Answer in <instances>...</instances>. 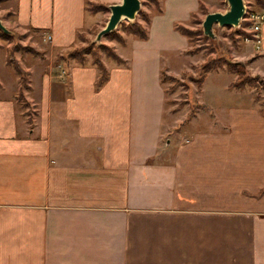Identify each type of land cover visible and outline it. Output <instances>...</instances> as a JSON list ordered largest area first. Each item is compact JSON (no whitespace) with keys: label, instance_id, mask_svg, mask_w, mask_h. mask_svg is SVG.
<instances>
[{"label":"crops","instance_id":"crops-1","mask_svg":"<svg viewBox=\"0 0 264 264\" xmlns=\"http://www.w3.org/2000/svg\"><path fill=\"white\" fill-rule=\"evenodd\" d=\"M92 1L15 0L45 58L20 61L28 114L0 55V264H264V111L251 93L229 88L230 72L214 93L208 77L225 70L209 71L188 129L164 128L161 73L198 55L175 26L207 0H161L147 37L116 49L124 63L104 60L99 88L89 59L50 62L79 42ZM261 35L259 51L247 41L233 55L264 77Z\"/></svg>","mask_w":264,"mask_h":264},{"label":"rangeland","instance_id":"rangeland-1","mask_svg":"<svg viewBox=\"0 0 264 264\" xmlns=\"http://www.w3.org/2000/svg\"><path fill=\"white\" fill-rule=\"evenodd\" d=\"M18 1V0H17ZM244 5L248 7H254L257 3L255 0H243ZM94 3H99L102 5V9L97 12L91 13L88 11L89 3L86 5V10L88 13L86 24L88 28L82 31L83 41L79 42L74 47H86L94 46L95 48L100 45L107 47L110 51L115 54L116 49H119L121 45L125 44V37L129 35L126 31L128 24L134 22H141V16L139 11L151 15L158 11L160 8L161 0H140V9L136 14L133 20L122 19L115 29L112 31L109 36H103L99 41H96L97 33L106 25L108 18L110 16V6L115 4H120L121 0H95ZM10 4L7 1H0V20L4 27L8 30V33H4L0 30V55H5L6 58L11 54L16 60L23 62V64H30L36 60L44 59V52L40 50L39 44L34 41L35 31L31 29H23L18 26L15 22L14 11H15V0ZM228 4L226 0H207L205 4L200 6V14L194 15L190 18L188 29H200L202 30L201 23L204 19V16L209 12H221L224 13L228 10ZM200 21V22H198ZM203 34V30H202ZM214 38L208 36H203L206 38H197L193 37L191 42V47L198 48V55L195 57L196 64L191 65L188 70L182 72L179 77H175L176 81H165V90H166V112H165V122L164 128H167L171 125H174L176 122V128L172 127L168 136H171L172 132L176 129V135L179 132H184L188 129V120L198 112L201 106L198 105L195 99V92L198 89L199 85L197 84V79H199L201 71L200 65L210 58H228L232 62H238V58L233 55V49L235 46H240L247 42L245 37L249 36L247 32L246 23L239 22V26L234 27H220L218 25L213 26ZM37 51L39 54H33L29 52V49ZM72 49V48H70ZM69 49V50H70ZM68 51V50H67ZM66 51L63 52L65 55ZM98 57L101 61L104 60L108 63H111L112 60L107 56L105 50L99 49L97 51ZM60 55H54L50 58L52 65L58 62L57 57ZM85 59H89L92 62V55H85ZM115 62V61H114ZM34 63V62H33ZM242 63V61H240ZM243 64V71L247 77L254 78L256 86L245 85L247 91H249L253 97L254 102L258 107L264 111V77L253 75ZM22 65V64H21ZM10 66V65H9ZM3 64L0 59V72H3ZM12 67V66H10ZM23 67V66H22ZM194 67V68H193ZM13 69V68H12ZM225 70L224 72L214 73L208 77L207 87L212 89L216 93L217 89L222 87V85L233 77V74H230L226 71L224 67L219 68ZM236 76V75H235ZM253 79V80H254ZM236 78L234 79V81ZM233 81V82H234ZM223 92H225L223 90ZM18 94V92H17ZM16 94V95H17ZM21 105V102H19ZM28 114H32L33 110L31 107H22ZM28 108V109H27ZM27 110V111H26ZM187 123V124H186ZM167 138V135L164 136V139Z\"/></svg>","mask_w":264,"mask_h":264},{"label":"trees","instance_id":"trees-1","mask_svg":"<svg viewBox=\"0 0 264 264\" xmlns=\"http://www.w3.org/2000/svg\"><path fill=\"white\" fill-rule=\"evenodd\" d=\"M0 1H7V0H0ZM257 5H261L262 2L261 0H255ZM89 7L88 11L91 13L97 12L98 10L102 9V5L99 3H94V2H88ZM87 3V4H88ZM161 11L160 8L158 9V12ZM139 15L142 18V21L145 22L142 24L141 22H134L132 24H128L126 27V31L129 34H132L140 39H145L147 37V27L146 24L150 20V16L139 11ZM196 14H193L194 16ZM200 22V21H198ZM176 30H178L181 34L185 35L190 43L192 42L193 37L197 38H204L206 39L203 34L202 30L200 29H188L187 27L181 25V24H176L175 26ZM112 32H109L105 34L104 36H109ZM78 39L83 41V33L80 32L78 33ZM105 50L107 52V56H109L112 60H114L116 63L121 64L124 63V61L115 53L109 52L110 50L105 47L100 45L99 47L95 48L94 46H86V47H74L68 51H66L65 55H60L57 57V59H72L76 60L78 62H83L85 59V55L91 54L92 55V64L96 66L98 69V78L96 80V87L99 88L101 87L106 80L108 79V70L104 64L103 61L98 57L97 51ZM199 51L198 48H189L186 52L188 54H195ZM29 52L33 54H39L37 51L33 50L32 48L29 49ZM6 63L10 66H12L15 74L18 77L19 81V88H18V94L16 95V99L18 102H21L22 107H28V102L24 98V90L28 88V76L29 73L27 70H25L22 65L19 63L18 60H16L11 54L8 55L6 58ZM224 67L226 71L230 73L236 74V80L232 83L229 84V88H235V89H242L245 85H250V86H256L255 84V79L247 77L243 71V64L240 62H232L228 58H210L204 61L200 65V77L197 79V84L200 86L201 83L203 82L206 73L209 71L217 70L219 68ZM194 68V67H193ZM254 79V80H253ZM165 81H176L175 77L170 76L165 74L164 72L161 73V82L164 83ZM257 87V86H256Z\"/></svg>","mask_w":264,"mask_h":264},{"label":"water","instance_id":"water-1","mask_svg":"<svg viewBox=\"0 0 264 264\" xmlns=\"http://www.w3.org/2000/svg\"><path fill=\"white\" fill-rule=\"evenodd\" d=\"M228 10L224 13L209 12L204 16L201 23L203 34L214 38L213 26L220 27L239 26L245 11L243 0H226ZM140 9V0H121L120 4L110 6V16L106 25L97 33L96 41H99L105 34L112 32L117 24L122 20H133ZM0 30L8 33L0 20Z\"/></svg>","mask_w":264,"mask_h":264},{"label":"built area","instance_id":"built-area-1","mask_svg":"<svg viewBox=\"0 0 264 264\" xmlns=\"http://www.w3.org/2000/svg\"><path fill=\"white\" fill-rule=\"evenodd\" d=\"M261 5H255L254 7H248L245 5L244 16L241 22L246 23L248 37H245L246 41H253L255 44V50L259 51L261 46V31L264 25V0H261ZM48 40L50 36L46 37Z\"/></svg>","mask_w":264,"mask_h":264}]
</instances>
